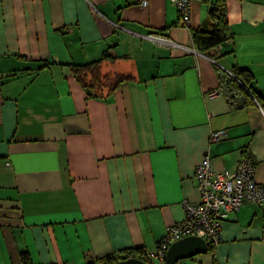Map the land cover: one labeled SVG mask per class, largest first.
Returning <instances> with one entry per match:
<instances>
[{
	"label": "crops",
	"instance_id": "1",
	"mask_svg": "<svg viewBox=\"0 0 264 264\" xmlns=\"http://www.w3.org/2000/svg\"><path fill=\"white\" fill-rule=\"evenodd\" d=\"M226 4L233 36L214 62L143 38L192 47L203 0L188 27L173 0H0V264H22L23 252L33 264H102L154 250L182 202L200 201L207 154L215 173L250 157L264 184V0ZM104 53L115 57L104 74L134 80L91 98L68 65ZM234 68L253 73L261 104L237 107L245 95L225 93L217 70ZM214 131L224 137L210 141ZM220 235L181 264H264V203L244 204Z\"/></svg>",
	"mask_w": 264,
	"mask_h": 264
},
{
	"label": "built area",
	"instance_id": "2",
	"mask_svg": "<svg viewBox=\"0 0 264 264\" xmlns=\"http://www.w3.org/2000/svg\"><path fill=\"white\" fill-rule=\"evenodd\" d=\"M173 1L181 23L188 27L191 22L193 0ZM143 38L159 46L182 48L214 61L209 55L200 53L194 45L183 46L164 33H150ZM216 93V91L212 92L210 96L213 97ZM223 137V131H214L210 135V141H218ZM195 179L200 201L184 200L182 202L184 218L170 225L155 249L147 253L151 262L163 263L170 245L188 236L202 237L208 245L216 246L221 240L222 224L231 214L237 212L246 203H264V184L256 182L255 164L248 156L240 159L235 171L215 173L212 168V159L207 154L196 167Z\"/></svg>",
	"mask_w": 264,
	"mask_h": 264
},
{
	"label": "trees",
	"instance_id": "3",
	"mask_svg": "<svg viewBox=\"0 0 264 264\" xmlns=\"http://www.w3.org/2000/svg\"><path fill=\"white\" fill-rule=\"evenodd\" d=\"M209 6L207 19L197 29L191 30L193 45L202 54L211 56L213 51L230 40L233 36L227 13V0H203ZM162 33V32H158ZM115 57L109 53H104L100 58L88 63H71L68 65L71 74L85 89L87 95L91 98L103 97L105 92L112 93L116 91L122 84L134 80L129 74H104L102 72V64L105 61H113ZM45 64L43 67H49ZM218 76L222 88L225 93L232 99L236 93L243 94L246 97L244 107L248 104H261L259 96L253 90V82L255 81L253 73L246 68H234L228 75L220 72ZM240 80V82L238 81ZM248 88V89H247ZM264 107V105H262ZM215 246L209 244V252L214 251ZM131 257L139 258L149 264H155L147 257V253L141 249H127L121 254L112 255L104 258L102 264H117L122 259ZM22 264H33L30 255L23 252L20 255Z\"/></svg>",
	"mask_w": 264,
	"mask_h": 264
},
{
	"label": "water",
	"instance_id": "4",
	"mask_svg": "<svg viewBox=\"0 0 264 264\" xmlns=\"http://www.w3.org/2000/svg\"><path fill=\"white\" fill-rule=\"evenodd\" d=\"M209 245L199 236H188L172 243L167 251L166 259L161 264H181V261L206 254ZM117 264H149L139 258L131 257L120 260Z\"/></svg>",
	"mask_w": 264,
	"mask_h": 264
},
{
	"label": "rangeland",
	"instance_id": "5",
	"mask_svg": "<svg viewBox=\"0 0 264 264\" xmlns=\"http://www.w3.org/2000/svg\"><path fill=\"white\" fill-rule=\"evenodd\" d=\"M199 257H205V254H200V255H197V256H195L193 258L195 259V258H199Z\"/></svg>",
	"mask_w": 264,
	"mask_h": 264
},
{
	"label": "flooded vegetation",
	"instance_id": "6",
	"mask_svg": "<svg viewBox=\"0 0 264 264\" xmlns=\"http://www.w3.org/2000/svg\"><path fill=\"white\" fill-rule=\"evenodd\" d=\"M182 262V261H181Z\"/></svg>",
	"mask_w": 264,
	"mask_h": 264
}]
</instances>
